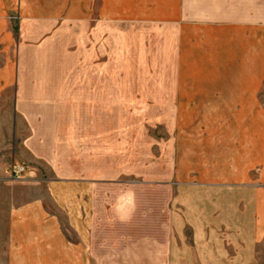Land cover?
Returning a JSON list of instances; mask_svg holds the SVG:
<instances>
[{"label": "crops", "instance_id": "crops-1", "mask_svg": "<svg viewBox=\"0 0 264 264\" xmlns=\"http://www.w3.org/2000/svg\"><path fill=\"white\" fill-rule=\"evenodd\" d=\"M70 23L80 26L85 76L101 71L88 61L93 25L164 33L174 53L162 104L174 107L176 182L196 198L227 204L221 217L237 224L245 249L257 250L264 244V0H0L3 264H89L97 181L86 164L97 144L102 151V103L87 85L72 97L71 49L58 40ZM15 163L28 167L21 179L10 176Z\"/></svg>", "mask_w": 264, "mask_h": 264}, {"label": "rangeland", "instance_id": "rangeland-1", "mask_svg": "<svg viewBox=\"0 0 264 264\" xmlns=\"http://www.w3.org/2000/svg\"><path fill=\"white\" fill-rule=\"evenodd\" d=\"M66 28L68 34L64 31L58 40L71 49L72 97L78 99L87 85L102 103L97 112L102 151L97 144V155L88 156L86 164L97 181V202L87 225L89 264H264V244L245 249L237 224L221 217L228 213L227 204L208 203L206 197L198 201L189 185L176 182L174 107L162 104L173 82L174 53L164 33L153 27L93 25L88 28L93 39L88 61L101 71L85 76L78 55L80 26ZM95 47L102 48L97 57ZM18 164L25 171L14 179L28 169ZM207 212L209 219H202Z\"/></svg>", "mask_w": 264, "mask_h": 264}, {"label": "built area", "instance_id": "built-area-1", "mask_svg": "<svg viewBox=\"0 0 264 264\" xmlns=\"http://www.w3.org/2000/svg\"><path fill=\"white\" fill-rule=\"evenodd\" d=\"M24 171L25 169L22 165L15 163L11 166L9 173L12 178H20Z\"/></svg>", "mask_w": 264, "mask_h": 264}]
</instances>
